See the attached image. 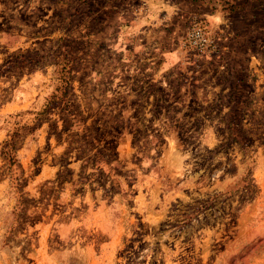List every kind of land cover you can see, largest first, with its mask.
Instances as JSON below:
<instances>
[{
    "label": "rangeland",
    "instance_id": "1",
    "mask_svg": "<svg viewBox=\"0 0 264 264\" xmlns=\"http://www.w3.org/2000/svg\"><path fill=\"white\" fill-rule=\"evenodd\" d=\"M0 264H264V0H0Z\"/></svg>",
    "mask_w": 264,
    "mask_h": 264
},
{
    "label": "built area",
    "instance_id": "2",
    "mask_svg": "<svg viewBox=\"0 0 264 264\" xmlns=\"http://www.w3.org/2000/svg\"><path fill=\"white\" fill-rule=\"evenodd\" d=\"M183 40L184 44L198 52H204L213 47L211 36L199 23L192 24L187 28Z\"/></svg>",
    "mask_w": 264,
    "mask_h": 264
},
{
    "label": "trees",
    "instance_id": "3",
    "mask_svg": "<svg viewBox=\"0 0 264 264\" xmlns=\"http://www.w3.org/2000/svg\"><path fill=\"white\" fill-rule=\"evenodd\" d=\"M227 7H229V9H230V8H232L233 6L229 5V6H227ZM9 159H10V157H9Z\"/></svg>",
    "mask_w": 264,
    "mask_h": 264
}]
</instances>
